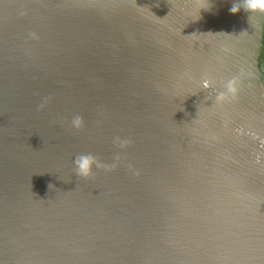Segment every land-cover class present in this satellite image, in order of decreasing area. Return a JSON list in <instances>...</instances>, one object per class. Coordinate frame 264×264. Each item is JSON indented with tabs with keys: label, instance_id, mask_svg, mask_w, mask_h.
<instances>
[{
	"label": "water",
	"instance_id": "95a60500",
	"mask_svg": "<svg viewBox=\"0 0 264 264\" xmlns=\"http://www.w3.org/2000/svg\"><path fill=\"white\" fill-rule=\"evenodd\" d=\"M243 4L0 0V264H264V14ZM87 153L120 160L85 179Z\"/></svg>",
	"mask_w": 264,
	"mask_h": 264
},
{
	"label": "clouds",
	"instance_id": "9594fccd",
	"mask_svg": "<svg viewBox=\"0 0 264 264\" xmlns=\"http://www.w3.org/2000/svg\"><path fill=\"white\" fill-rule=\"evenodd\" d=\"M243 9L245 12H252V13H259L264 14V0H244ZM241 11V6L233 4L229 8V12L231 14H237ZM48 103L47 98L45 99V102L41 104L39 107L40 109H43L44 106ZM72 127L76 130H81L84 127V120L83 117L80 115L75 116L71 121ZM117 141H119L121 146H124L128 144L129 142L127 140H121L120 137L115 138ZM115 162L111 165H101L97 158L92 155L91 153L87 154H79L74 159V167L75 172L78 177H83L85 179H88L93 176V167L96 168H103V170L110 172L113 171L117 164L119 163L120 156L116 155L114 157Z\"/></svg>",
	"mask_w": 264,
	"mask_h": 264
},
{
	"label": "trees",
	"instance_id": "16d2710c",
	"mask_svg": "<svg viewBox=\"0 0 264 264\" xmlns=\"http://www.w3.org/2000/svg\"><path fill=\"white\" fill-rule=\"evenodd\" d=\"M263 30H264V27H263ZM263 48H264V46H263Z\"/></svg>",
	"mask_w": 264,
	"mask_h": 264
}]
</instances>
